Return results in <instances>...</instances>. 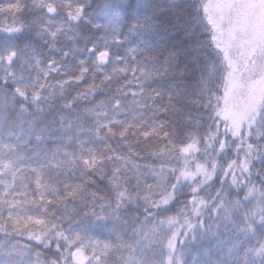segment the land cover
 Wrapping results in <instances>:
<instances>
[{
	"label": "snow or ice",
	"instance_id": "snow-or-ice-1",
	"mask_svg": "<svg viewBox=\"0 0 264 264\" xmlns=\"http://www.w3.org/2000/svg\"><path fill=\"white\" fill-rule=\"evenodd\" d=\"M0 20V264H264V0Z\"/></svg>",
	"mask_w": 264,
	"mask_h": 264
},
{
	"label": "trees",
	"instance_id": "trees-1",
	"mask_svg": "<svg viewBox=\"0 0 264 264\" xmlns=\"http://www.w3.org/2000/svg\"><path fill=\"white\" fill-rule=\"evenodd\" d=\"M96 2L98 3L99 2V0H96ZM4 21H2V20H0V23H3ZM83 45H81V47H82Z\"/></svg>",
	"mask_w": 264,
	"mask_h": 264
}]
</instances>
